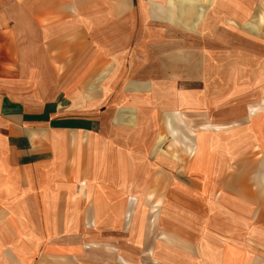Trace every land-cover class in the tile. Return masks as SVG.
I'll list each match as a JSON object with an SVG mask.
<instances>
[{
	"label": "crops",
	"instance_id": "0c3cea01",
	"mask_svg": "<svg viewBox=\"0 0 264 264\" xmlns=\"http://www.w3.org/2000/svg\"><path fill=\"white\" fill-rule=\"evenodd\" d=\"M0 255L264 264V0H0Z\"/></svg>",
	"mask_w": 264,
	"mask_h": 264
},
{
	"label": "rangeland",
	"instance_id": "374dc122",
	"mask_svg": "<svg viewBox=\"0 0 264 264\" xmlns=\"http://www.w3.org/2000/svg\"><path fill=\"white\" fill-rule=\"evenodd\" d=\"M197 127H198V126H197ZM4 255H5V254H4ZM5 260H6V257L0 255V262H1L2 264H6V263H5ZM38 264H41V263H38Z\"/></svg>",
	"mask_w": 264,
	"mask_h": 264
}]
</instances>
